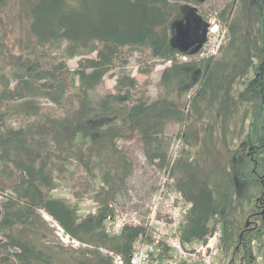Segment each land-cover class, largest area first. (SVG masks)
I'll list each match as a JSON object with an SVG mask.
<instances>
[{
	"label": "trees",
	"instance_id": "1",
	"mask_svg": "<svg viewBox=\"0 0 264 264\" xmlns=\"http://www.w3.org/2000/svg\"><path fill=\"white\" fill-rule=\"evenodd\" d=\"M202 1L0 0V234L6 251L1 264H56L31 234L48 231L44 213L92 246L74 249L79 264H115L100 247L120 253L128 263L144 228L125 226L121 234L110 235L106 220L135 170L123 145L133 140L141 143L150 163L168 169L192 204L180 228L183 241H207L218 215L223 249L240 240L245 254L256 259V239L264 256V232L251 231L237 212L229 159L224 157L221 172L215 162L207 164L185 149L196 143L195 123L209 130V138L220 131L223 145L244 135L254 104L239 86L253 69H260L264 93V0H230L217 14L228 29L222 55L183 61L179 56L190 55L194 46L175 43V26ZM9 10L22 31L11 43L4 25ZM126 47L148 49L153 64L169 62L161 72L158 98L136 97L138 80L124 71L116 92L96 95ZM46 49L58 50L61 61L45 66ZM77 56H82L79 66L70 71L65 59ZM41 96L53 105L45 106ZM21 115L27 121L14 126ZM170 123L184 126L180 149L165 140ZM97 179L101 185L93 199L98 208L85 216L78 203L53 195L65 183L79 200Z\"/></svg>",
	"mask_w": 264,
	"mask_h": 264
},
{
	"label": "rangeland",
	"instance_id": "2",
	"mask_svg": "<svg viewBox=\"0 0 264 264\" xmlns=\"http://www.w3.org/2000/svg\"><path fill=\"white\" fill-rule=\"evenodd\" d=\"M229 1L203 0L201 4H193L188 9L185 19L176 23L175 43L181 48L194 46L190 55L179 56L181 60L199 59L210 55L220 57L222 55L228 42V29L226 24L219 21L217 14ZM7 13L4 16V25L7 30L5 39L11 43L16 41L22 31H20L14 12L9 10ZM198 40L202 41L197 44ZM122 51L121 57L115 60L113 69L97 87L96 95L102 97L107 93L116 92L118 78L124 71L138 80L136 97L144 93L149 101L158 98L163 91L160 83L161 72L169 65V62L156 61L153 64L154 60L149 56L150 51L145 48L130 49L126 47ZM43 52L41 61L45 66L50 67L53 63L61 61L58 50L46 49ZM95 55L96 53H92L91 56ZM81 59L82 56L65 59L67 68L70 71L78 68ZM123 59L127 61L124 63V67L122 65ZM147 69L151 70L145 73L144 71ZM63 77H67V82L71 84L70 73L64 71ZM12 85L14 86L15 82H12ZM70 89H74V87L71 85ZM239 91L247 93L246 98L249 100L252 98L250 103L254 104L244 135L241 138H229V143L223 145L217 138L221 134L220 131L215 130L212 134L213 137L209 138L208 135L206 136V131L209 132V130L199 123H195L193 133L196 143L192 148L186 146L185 149H190L194 157L203 156L207 164L215 162L217 170H221V172L224 167V157L229 159L227 168L234 171L236 179L235 206L243 219V225H247L255 233L256 231L264 232V93L261 87L260 69H253L248 74L244 83L239 86ZM40 100L45 106L53 105L44 96H41ZM26 121L27 118L21 115L14 121V126H21ZM182 129L184 126L180 123H170L166 129L165 140L174 149L181 148L182 142L179 143L180 138L178 136ZM171 143L174 144L171 145ZM123 145L134 162L135 170L127 179L125 191L117 195L116 205L124 212L123 214H128L129 217L136 215L142 221H146L149 213L148 205L162 181L168 180L172 184L175 181L169 176L167 168L161 169L156 164L149 162L138 140L125 142ZM99 185H101V181L97 179L93 182V186L91 185V189L84 193L79 200L73 195L72 186L65 183H60L53 191V195L78 203L79 214L85 216L95 212L98 208V204L93 199V190ZM1 199L2 196L0 195V201ZM44 215L48 222V231L31 232L37 239V246L51 254L56 264H79L74 256L76 254L74 249L76 248L64 244L51 217L45 213ZM219 224L222 229L221 219ZM4 241L5 239L0 234V264L2 256L6 255L5 249L2 247ZM221 241V245L225 243L222 239ZM252 248L253 256L256 259L245 254L246 250L240 240L232 244L229 249L222 248L225 255L222 258L224 264H261L260 259H258L259 244L256 239L252 241Z\"/></svg>",
	"mask_w": 264,
	"mask_h": 264
},
{
	"label": "built area",
	"instance_id": "3",
	"mask_svg": "<svg viewBox=\"0 0 264 264\" xmlns=\"http://www.w3.org/2000/svg\"><path fill=\"white\" fill-rule=\"evenodd\" d=\"M183 195L168 180L162 181L148 205L146 221L136 215L128 214L112 203L114 211L106 220V229L110 235L121 234L125 226H141L144 231L133 244L130 260L113 250L100 247V251L112 258L115 264H224L222 251L220 218L216 215L215 229L207 241L185 242L181 238L180 228L191 208ZM57 226L58 234L64 244L74 248L89 247L68 234L64 228L51 218ZM258 256V255H257ZM260 263L264 256L259 253Z\"/></svg>",
	"mask_w": 264,
	"mask_h": 264
}]
</instances>
